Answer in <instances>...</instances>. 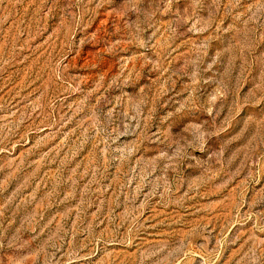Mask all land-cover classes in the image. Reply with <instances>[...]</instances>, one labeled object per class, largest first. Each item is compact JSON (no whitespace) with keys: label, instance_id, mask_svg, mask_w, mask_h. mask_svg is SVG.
Returning a JSON list of instances; mask_svg holds the SVG:
<instances>
[{"label":"rangeland","instance_id":"rangeland-1","mask_svg":"<svg viewBox=\"0 0 264 264\" xmlns=\"http://www.w3.org/2000/svg\"><path fill=\"white\" fill-rule=\"evenodd\" d=\"M0 264H264V0H0Z\"/></svg>","mask_w":264,"mask_h":264}]
</instances>
